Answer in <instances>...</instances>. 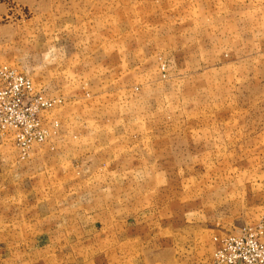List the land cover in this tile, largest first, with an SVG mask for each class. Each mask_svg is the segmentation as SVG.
I'll list each match as a JSON object with an SVG mask.
<instances>
[{"label": "rangeland", "instance_id": "1", "mask_svg": "<svg viewBox=\"0 0 264 264\" xmlns=\"http://www.w3.org/2000/svg\"><path fill=\"white\" fill-rule=\"evenodd\" d=\"M0 142V264L259 262L264 0H0Z\"/></svg>", "mask_w": 264, "mask_h": 264}, {"label": "built area", "instance_id": "2", "mask_svg": "<svg viewBox=\"0 0 264 264\" xmlns=\"http://www.w3.org/2000/svg\"><path fill=\"white\" fill-rule=\"evenodd\" d=\"M12 71L4 72L2 73V76L5 78H8L12 75ZM42 105L44 106H52L51 102H43ZM33 109H36V106H33ZM44 132H41L39 134V139L43 138ZM248 236L251 237L253 236L252 233H248ZM236 244L240 245V242H237ZM251 247L250 248H256V243L251 242ZM225 257V263L226 264H264V255L262 259L259 262H256L253 258V255H217V259L219 260V257Z\"/></svg>", "mask_w": 264, "mask_h": 264}, {"label": "crops", "instance_id": "3", "mask_svg": "<svg viewBox=\"0 0 264 264\" xmlns=\"http://www.w3.org/2000/svg\"><path fill=\"white\" fill-rule=\"evenodd\" d=\"M1 144H3L2 142H0V148H2L1 147ZM1 153L3 154V152H0V164L2 163V164H5L6 166H4L3 167V170H5V172L4 173H2V174H6L7 173V175H8V173L10 172V170H11V166H12V159H7V158H4L6 161H4L3 160V157H1ZM0 170H1V167H0ZM2 174H0V175H2ZM9 180H10V178L8 179V182H9ZM10 185L8 184L7 185V195H11V189H10V191H9V187ZM42 192V191H41ZM15 258H16V255H0V261H4V260H7L8 261V259L10 260V259H12V260H15Z\"/></svg>", "mask_w": 264, "mask_h": 264}]
</instances>
